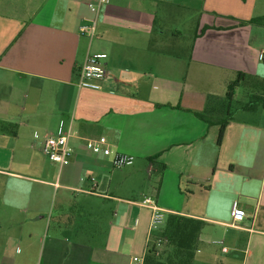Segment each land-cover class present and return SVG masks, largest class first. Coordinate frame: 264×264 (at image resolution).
Wrapping results in <instances>:
<instances>
[{"label":"crops","instance_id":"obj_1","mask_svg":"<svg viewBox=\"0 0 264 264\" xmlns=\"http://www.w3.org/2000/svg\"><path fill=\"white\" fill-rule=\"evenodd\" d=\"M88 2L0 0V264H129L168 215L203 222L191 264H264V91L230 111L220 141L196 115L238 79L264 87V26L250 23L264 0ZM182 16L190 42L168 33ZM95 54L101 88H79ZM65 134L59 168L41 145ZM99 137L133 164L94 155L85 142Z\"/></svg>","mask_w":264,"mask_h":264},{"label":"built area","instance_id":"obj_2","mask_svg":"<svg viewBox=\"0 0 264 264\" xmlns=\"http://www.w3.org/2000/svg\"><path fill=\"white\" fill-rule=\"evenodd\" d=\"M110 0H90L88 7L97 11L100 7L109 3ZM90 29L93 31V26H82L80 32ZM105 58L104 54H95L88 56L78 72V87L87 88L91 90H99L101 88L100 82L105 78V69L102 60ZM257 59L264 62V49L257 53ZM37 134H34L36 136ZM70 134L47 136L42 140L41 151L47 159L59 168L64 167L70 163L73 149L69 143ZM85 146L96 156H104L111 158V164L116 169L130 167L134 162V157L121 152H112L108 145L106 138L99 137L95 140H87ZM264 178V174H263ZM142 205L149 207L152 210V223L154 225L161 224L164 221V214L161 209L156 206L154 201L149 197L142 201ZM231 215L234 222H241L243 220V213L239 208L238 203L234 202L231 207ZM143 255H133L130 257L129 264H144Z\"/></svg>","mask_w":264,"mask_h":264},{"label":"trees","instance_id":"obj_3","mask_svg":"<svg viewBox=\"0 0 264 264\" xmlns=\"http://www.w3.org/2000/svg\"><path fill=\"white\" fill-rule=\"evenodd\" d=\"M250 23L264 26V17L253 19ZM243 76L244 74L238 73V77ZM239 81L240 79L227 85L226 102L230 103L233 100L235 88ZM225 101L210 96L207 109L202 113H196L200 119L208 123L217 120L216 122L219 124V141L227 124L228 118L225 119L224 117L229 116L230 113L229 107L224 105ZM202 227L203 222L200 220L179 215H168L158 238L162 241L161 249L156 248V240L146 252L144 264H191Z\"/></svg>","mask_w":264,"mask_h":264},{"label":"rangeland","instance_id":"obj_4","mask_svg":"<svg viewBox=\"0 0 264 264\" xmlns=\"http://www.w3.org/2000/svg\"><path fill=\"white\" fill-rule=\"evenodd\" d=\"M190 17V16H189ZM167 28L169 29L168 33L171 34V32L178 30L182 32L183 41H189L194 35L195 31V24L193 18L187 19L185 16H182V18L174 21L171 25H168ZM172 30V31H171ZM240 82V81H239ZM237 89L235 90V98L230 101V103L226 102L225 96L217 98L220 101H225L224 105L225 107H229L231 113L236 111V108L240 105H243L245 103H250L251 100L254 99V96L258 95L259 92L262 90L264 91V87L260 84H251L249 82H240L239 86L237 85ZM263 87V89H262ZM261 88V89H259ZM217 115V113H215ZM230 116H225L224 118L227 119ZM162 241L160 239H157L156 242V248L161 249Z\"/></svg>","mask_w":264,"mask_h":264}]
</instances>
